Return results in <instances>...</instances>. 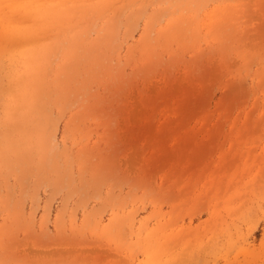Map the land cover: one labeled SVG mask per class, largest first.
Masks as SVG:
<instances>
[{"label":"rangeland","instance_id":"rangeland-1","mask_svg":"<svg viewBox=\"0 0 264 264\" xmlns=\"http://www.w3.org/2000/svg\"><path fill=\"white\" fill-rule=\"evenodd\" d=\"M0 264H264V0H0Z\"/></svg>","mask_w":264,"mask_h":264}]
</instances>
